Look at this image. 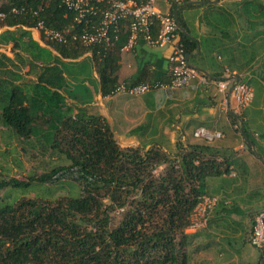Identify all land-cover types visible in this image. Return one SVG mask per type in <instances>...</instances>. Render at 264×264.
Instances as JSON below:
<instances>
[{
	"label": "trees",
	"instance_id": "1",
	"mask_svg": "<svg viewBox=\"0 0 264 264\" xmlns=\"http://www.w3.org/2000/svg\"><path fill=\"white\" fill-rule=\"evenodd\" d=\"M14 7L21 11L14 12ZM33 10L38 14L33 15ZM0 13L4 14L0 29L14 27L0 32V43L12 42L19 49L18 57L26 59L29 71L36 74L25 85L13 82L19 78L14 70L10 73L15 77L9 80L0 76L2 120L18 136L34 140L41 152H59L68 160L29 181L3 179L0 189L30 187L33 181L70 182L79 189L77 195L56 200L35 197L0 203V264L186 263L191 243L187 229L197 204L208 194V177L222 172L217 161L204 160L196 149L173 160L159 146L146 151L121 147L102 115L68 103L60 92L75 83L84 92L79 91L78 97L77 92L67 90L68 96L85 101L91 91L84 81L94 82L96 70L102 94L115 93L120 85V53L128 33L120 34L114 48L44 40L58 52L55 54L33 39L28 28L39 20L56 29L72 24L75 13L60 0H0ZM177 18L185 52L193 54L199 44L181 29L179 10ZM88 50L91 55L78 60ZM203 56H193L191 61L196 63ZM9 63L15 65L14 59L1 54L0 69ZM150 76L149 82L169 77ZM209 76L225 78L223 72ZM141 82L147 81L126 84ZM162 163H166V171L155 175L154 169ZM119 210L121 216L115 220L113 213Z\"/></svg>",
	"mask_w": 264,
	"mask_h": 264
},
{
	"label": "crops",
	"instance_id": "2",
	"mask_svg": "<svg viewBox=\"0 0 264 264\" xmlns=\"http://www.w3.org/2000/svg\"><path fill=\"white\" fill-rule=\"evenodd\" d=\"M188 1L197 0H158L157 6L163 13L179 10L182 29L197 40L199 51L189 57L192 66L206 70L209 75L223 72L224 77L233 76L235 80L248 83L254 91L249 105L240 108L230 91L224 93L215 83L198 80L179 89H153L140 95L126 92L103 95L96 70L93 71L94 82L84 81V86L91 91L88 98L82 97L85 101L68 96L67 90L77 92L78 97L79 91L84 92V88L75 83L60 92L68 103L102 115L120 144L180 146L178 154L196 149L204 160L217 161L222 172L208 177L206 195L219 196L220 203L208 215L205 225L187 229L191 234L188 259L192 257L193 264H256L260 255L253 254L248 236L256 212L264 206V0H201L183 4ZM175 3L178 5L173 8ZM28 29L40 45L58 54L36 27ZM4 45L10 48L13 43ZM0 50V55L11 58L10 49L1 47ZM171 53L172 45L151 46L140 40L128 46L127 41L120 53V84L149 82L153 73L166 79L170 73ZM200 54L203 58H198L196 63L191 61V57ZM88 55H91L90 50L78 60ZM11 59L17 64L16 58ZM10 70H14L11 63L0 69V76L9 80ZM17 75L19 78L13 79L15 84H30L36 79L34 76L23 80V76ZM200 84L202 92L198 89ZM207 86L214 87L213 93L204 90ZM237 126L243 136V142L238 144L231 139ZM201 127L220 131L223 137L214 141L196 137L194 133ZM249 196L252 201L249 205L238 204ZM243 208L246 235L237 244L233 242L237 236L233 234L232 219L235 220V213Z\"/></svg>",
	"mask_w": 264,
	"mask_h": 264
},
{
	"label": "built area",
	"instance_id": "3",
	"mask_svg": "<svg viewBox=\"0 0 264 264\" xmlns=\"http://www.w3.org/2000/svg\"><path fill=\"white\" fill-rule=\"evenodd\" d=\"M61 4L75 13L73 23L63 29L45 25L39 20L36 28L44 40L69 44L76 42L86 48H114L123 31L128 32V46L142 40L151 46L172 45L169 56L170 73L166 80L141 82L127 85L121 83L115 90L132 95H140L153 89H179L194 80L213 82L227 93L230 91L237 106H247L254 98L251 86L233 76L222 79H210L201 70L192 66L188 60L183 43L180 40L179 21L176 14L163 13L157 6L158 0H60ZM14 12H20L13 8ZM33 15L38 11L33 10ZM4 14L0 13V17ZM196 137L214 141L223 137L222 132L201 127L195 131ZM219 196H202L192 215L189 228H198L206 224L208 213L218 204ZM249 243L256 248L261 257L256 264H264V206L253 218L248 236Z\"/></svg>",
	"mask_w": 264,
	"mask_h": 264
},
{
	"label": "rangeland",
	"instance_id": "4",
	"mask_svg": "<svg viewBox=\"0 0 264 264\" xmlns=\"http://www.w3.org/2000/svg\"><path fill=\"white\" fill-rule=\"evenodd\" d=\"M4 28L5 27L1 28L0 31ZM0 45H1L0 48L3 47L8 51L10 49L12 51L11 58L17 59V64H15L16 66L12 65L16 74H20L21 77L23 76V80L24 79L30 80L32 79V77L36 76L33 70L29 71V65H27L26 59L22 61L23 60L22 57L21 58L18 57L16 52L19 51H17V48L14 49L13 46H10L9 48V46H5L4 43H0ZM1 52L2 51L0 50V53ZM7 76L9 78L15 77L11 73H8ZM198 89L200 92H202L203 89L201 84L199 85ZM204 90L205 91L207 90L209 93H213L215 89L213 86H207L204 88ZM239 107L242 108L241 106ZM235 130L236 132L233 134V137L231 138L232 141L236 144L243 142V136L240 132V126H237ZM119 145L121 147H128L120 143ZM156 146L157 145L151 147H156ZM131 147L140 148L142 151H146L148 148H150L145 146H131ZM159 147L162 148V150L167 154V156H169L173 160H176V158L179 156L178 152L181 151L180 146L177 147L173 146L170 148L168 147L164 148L162 146ZM256 152L258 153V150H256ZM66 162H68V160L66 159L65 154L54 152L52 150L41 152L39 150V145L34 140H27L23 137L18 136L12 128L4 124L0 109V181L3 179L8 180L10 178H17L20 180L29 181L31 180V176H35V175L37 176L39 174H42L43 172L50 171L54 166ZM166 168H167L166 163H162L161 165L157 166L156 169H154V174L162 175L166 171ZM78 193H79L78 187L70 182H60L56 184H41L37 181H33L30 187L7 186L0 189V203L1 204L16 203L22 198H35V197H42L49 200H56L63 196L77 195ZM251 202H252L251 196H249L248 198H244L241 201H239L238 204L241 205L242 207H246ZM212 211L209 213V215L212 213ZM244 212L245 209L243 208V210L240 211L239 213H235L236 214L235 220L232 219L233 234L234 237L235 235L237 236L236 239H233L234 240L233 242L237 244L239 242H242L246 235L245 226H244V216H245ZM113 214L115 220H117L121 216V210L116 211ZM177 238H179L178 235ZM248 246L253 250V254L255 256L259 254V251L256 248H254L251 244ZM192 260L193 258L191 257L186 261V263L188 262V264H193ZM166 264H175V263H166Z\"/></svg>",
	"mask_w": 264,
	"mask_h": 264
},
{
	"label": "water",
	"instance_id": "5",
	"mask_svg": "<svg viewBox=\"0 0 264 264\" xmlns=\"http://www.w3.org/2000/svg\"><path fill=\"white\" fill-rule=\"evenodd\" d=\"M197 2H201V0H197V1H188V2H184L183 4L184 5H188V4H192V3H197ZM176 16H177V13L175 12ZM182 29V27H181ZM183 30V29H182ZM199 51V47H198V50ZM187 57H188V60H189V57H190V54H187ZM191 64V63H190ZM192 65V64H191ZM202 71L206 74V75H209L208 72L206 70H203Z\"/></svg>",
	"mask_w": 264,
	"mask_h": 264
}]
</instances>
